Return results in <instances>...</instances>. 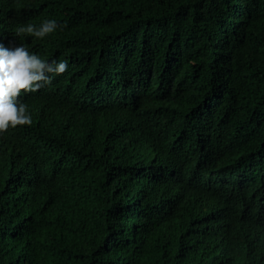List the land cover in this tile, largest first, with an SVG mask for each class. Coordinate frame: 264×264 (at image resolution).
Listing matches in <instances>:
<instances>
[{"label":"trees","instance_id":"16d2710c","mask_svg":"<svg viewBox=\"0 0 264 264\" xmlns=\"http://www.w3.org/2000/svg\"><path fill=\"white\" fill-rule=\"evenodd\" d=\"M0 43L68 62L0 133V264H264V0H0Z\"/></svg>","mask_w":264,"mask_h":264},{"label":"clouds","instance_id":"9594fccd","mask_svg":"<svg viewBox=\"0 0 264 264\" xmlns=\"http://www.w3.org/2000/svg\"><path fill=\"white\" fill-rule=\"evenodd\" d=\"M58 27L56 20L45 19L39 26L31 23L18 26L15 36L28 35L43 39L54 33ZM67 70V60L42 59L35 52H30L24 43L15 46L0 43V133L17 126H30L32 117L28 106L18 98L24 92L29 95L42 87L47 86L46 90L51 88L55 85L54 78ZM199 149L208 154V168L226 165L225 154L216 157L204 147L200 146Z\"/></svg>","mask_w":264,"mask_h":264},{"label":"bare ground","instance_id":"6f19581e","mask_svg":"<svg viewBox=\"0 0 264 264\" xmlns=\"http://www.w3.org/2000/svg\"><path fill=\"white\" fill-rule=\"evenodd\" d=\"M15 11V10H14ZM18 12V11H17Z\"/></svg>","mask_w":264,"mask_h":264}]
</instances>
